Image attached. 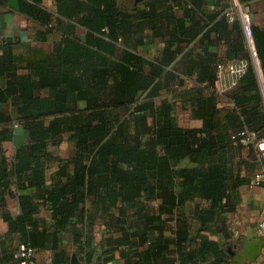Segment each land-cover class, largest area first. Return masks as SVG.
<instances>
[{"label":"trees","instance_id":"trees-1","mask_svg":"<svg viewBox=\"0 0 264 264\" xmlns=\"http://www.w3.org/2000/svg\"><path fill=\"white\" fill-rule=\"evenodd\" d=\"M34 2L25 4L23 11L47 28L46 36L62 38L53 53L23 65L15 46L2 47L0 77L8 79V87L0 90V101L11 100L12 113H0V126L6 128L1 139L10 137L12 127L21 126L27 142L12 163L4 161L0 166V208L6 206L13 183L20 189H36L59 227H72L86 263L100 264V243L91 235L94 216L86 211L87 201L95 198L94 207L110 213L111 219L117 211L122 216L132 213L128 230L134 231L125 233L130 248L155 246L132 252V257L126 253V264H176L170 246L180 250L187 244V221L177 219L173 241L153 238V230L162 227L151 224L163 222L165 212L183 214L187 204L197 200L211 203L200 219L203 225L210 222L230 191L249 182L239 174L243 161L237 160V153L244 148L239 135L247 131L264 138V93L242 21L236 16L230 22L225 14L201 37L202 28L187 27L168 13L167 0H140L132 9L119 0H57L56 15L40 7L41 0ZM164 20L172 28L164 27ZM80 28L86 30L83 36ZM148 28L168 39L163 57L155 61L132 51L143 44L134 38ZM211 31L229 43L227 62L215 67L204 57L192 59L194 48H188L209 40ZM252 32L264 79V29L252 25ZM239 61L248 63L247 73L227 95L234 107L221 109L213 92L219 67ZM21 68L31 74L19 75ZM192 69L199 74L193 75ZM186 78L193 82L190 90ZM176 86L185 89L158 105V99ZM177 97L183 100L182 108ZM180 108L188 109L199 125L181 128ZM65 138L75 148L70 159L55 151ZM52 163L58 171L49 186L46 167ZM155 199L163 207L158 215L150 213L147 203ZM30 200L22 205V217L13 228L21 230L22 243L36 247L29 227L36 226L33 214L38 206ZM180 260L184 263L187 256Z\"/></svg>","mask_w":264,"mask_h":264},{"label":"crops","instance_id":"crops-1","mask_svg":"<svg viewBox=\"0 0 264 264\" xmlns=\"http://www.w3.org/2000/svg\"><path fill=\"white\" fill-rule=\"evenodd\" d=\"M137 1L119 0L120 5L128 9L136 8L138 6ZM167 1L168 13L173 14L172 16L176 20L184 21L187 27L202 28L201 37L214 28L235 4V0ZM34 3V0H0V58L4 55L2 47L9 43L15 46L14 53L21 60L20 65L30 63L45 53H53L56 43L62 36H46L47 28L23 11V6ZM39 6L54 15L57 13V0H41ZM245 6L251 14L252 25L264 29V0H248ZM158 12L164 14L163 9H159ZM163 26L170 29L173 25L164 20ZM85 33V29H79L81 36ZM220 35L219 32L211 31L209 40L200 43L195 42L190 46L183 43L181 46L193 47L192 59H196V55L204 57L211 60L215 67L216 63H225L228 60L229 43ZM135 39L142 40L143 44L132 51L152 61L163 57L168 40L166 36L157 37L148 28L134 38V41ZM126 49L129 50L127 47ZM191 72L193 75L199 74L197 69H192ZM18 74L21 76L30 75L31 71L21 68ZM186 84L187 90L193 88L192 80L187 79ZM7 87L8 79L0 77V90H6ZM183 89L176 86L169 93L165 92L164 96L158 99V105L164 98L172 100V93L181 92ZM175 101L182 108V98L177 97ZM188 105L189 102H187V108ZM218 107L226 108L222 102H219ZM181 108L178 116L179 126L181 128L198 126L199 123L191 118L190 111L187 109V112H184ZM0 113L10 116L12 113L11 100L0 101ZM9 132H11L10 137L1 139V136L6 133V128L0 126V166L4 161L12 163L19 147L27 142L23 127L14 126ZM55 151L57 155L65 159L75 156L74 145L70 144L67 138H65L62 146ZM256 158L257 163L255 162ZM237 160L243 161L239 173L241 178L247 179L249 182L230 191L229 198L223 201L214 218L206 225H203L200 219L202 215H205V211L210 209L211 203L203 200L189 202L182 210L183 214L180 212L175 215L167 212L162 213L163 222L151 224L155 227H162L161 230H153V238L162 236L173 241L179 226L177 219L187 221V244H183L180 250L175 244L170 246L172 257L177 260L176 264L264 263V237L258 233L260 213L264 206V184L254 188L250 186L255 175L264 169V161L261 162L258 156L253 154L250 147L241 149L237 153ZM46 170L48 174L47 185L51 186L52 176L58 171V165L55 163L48 164ZM38 194L40 193L36 189H20L16 183L12 184L11 192L6 197V206L0 208V264L15 263L13 253L23 242V234L20 229H14V223L22 217V205L28 203L30 197V202L36 203L38 206L37 212L33 214L36 226L33 229L29 227L30 233H34L36 236L37 246L34 248L37 264H74L73 255L81 264H87V255L83 246L76 242L72 227L70 225L59 227L54 219L52 209L42 204V200L37 197ZM95 202H97L95 198L89 199L86 204V211L90 216H94L91 235L95 237L97 243H100L99 255H101L98 258V263L126 264V253L131 254L133 252L136 254L148 249H155L154 244L130 248L125 244V233L134 231L133 228L128 230V217L132 216V213L129 212L122 216L117 211L114 213V218L111 219L110 213H105L94 207ZM147 203L151 214L158 215L163 209L161 200H149ZM121 207L122 204H119L118 208ZM114 211H116L115 208ZM6 216L11 221L6 219ZM207 218H210V215H207ZM117 241L119 245L116 243ZM181 255L187 256L184 263L180 260ZM129 256L132 257V254ZM100 258L104 262H100ZM132 260L136 261L137 258Z\"/></svg>","mask_w":264,"mask_h":264},{"label":"built area","instance_id":"built-area-1","mask_svg":"<svg viewBox=\"0 0 264 264\" xmlns=\"http://www.w3.org/2000/svg\"><path fill=\"white\" fill-rule=\"evenodd\" d=\"M226 14L230 22H233L236 16L242 21L247 46L253 63L256 69H258V56L252 32V17L248 8L242 3V0H235L234 6ZM247 70L248 63L246 61H239L231 63L226 67H219L218 80L213 88V92L220 98V102L226 107H234V103L228 99L227 95L237 86L239 80L247 73ZM261 85L264 88V80L261 81ZM238 142L244 147L253 146L259 160L261 162L264 161V138L257 139L254 134L244 131L239 135ZM263 184L264 169L255 175L250 186L254 188L262 186ZM258 233L261 237H264V206L260 213ZM14 259L16 264H37L36 250L29 243H21L14 253Z\"/></svg>","mask_w":264,"mask_h":264},{"label":"water","instance_id":"water-1","mask_svg":"<svg viewBox=\"0 0 264 264\" xmlns=\"http://www.w3.org/2000/svg\"><path fill=\"white\" fill-rule=\"evenodd\" d=\"M139 1H140V0H138V1L136 2V4H137ZM258 63H259V64H258L259 67H258V69H257V73H258V76H259L260 80L262 81V80H264V79H263V74H262V70H261V65H260L259 59H258ZM262 90H263V93H264V88H263V87H262ZM72 260H73V263H74V264H81L75 255H73V259H72Z\"/></svg>","mask_w":264,"mask_h":264}]
</instances>
